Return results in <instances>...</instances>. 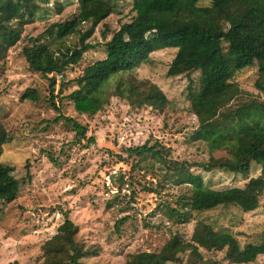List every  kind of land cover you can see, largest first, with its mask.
<instances>
[{"label":"trees","instance_id":"1","mask_svg":"<svg viewBox=\"0 0 264 264\" xmlns=\"http://www.w3.org/2000/svg\"><path fill=\"white\" fill-rule=\"evenodd\" d=\"M48 1L0 0V62L6 60L9 50L20 42L24 27ZM122 2L130 3L137 15L109 34V40L108 32H104L101 38L105 58L84 68L79 77L67 80V70L79 65L83 56L95 49L88 40L97 25L116 14ZM55 5L57 15H61L63 6ZM77 5V13L27 40L22 51L30 71L49 82L50 107L59 114L51 123L63 121L71 127L76 144L85 140L90 145L95 139L87 137L88 127L62 115L61 108L66 103L73 106L77 115L89 119L100 116L116 99H125L136 109L164 112L169 104L165 95L155 84L139 82L137 72L155 53L173 50L175 55L167 77L187 80L190 95L188 108L183 109L180 117H195L198 129L193 139L206 146L210 157L206 162L178 163L171 160L169 148L156 143L127 148L122 151L126 158L119 155L118 160L135 161L131 164L133 170L154 161L175 183L189 185L190 194L175 202L179 208L167 207L170 221L177 225L188 224L193 213H206L218 207H235L244 214L256 211L264 196V0H77ZM84 25L88 27L83 30ZM71 36L77 37L78 42L66 46ZM51 39L58 48L44 44ZM252 67L256 68L254 89L259 95L229 111L230 104L238 102L244 93L232 83L234 73ZM55 76L61 80L58 104L53 96ZM70 86L76 89L63 96ZM38 99L29 90L22 98L31 102ZM221 113L225 114L219 119ZM220 150L225 156L215 158L212 154ZM48 157L57 164L52 154ZM252 164L260 168L257 177H250L242 188L224 191L205 188L202 177L189 170L196 167L209 173L220 169L247 177ZM3 171L0 165V205L5 206L17 199L25 181L16 180L13 169ZM147 191L158 193L151 188ZM126 220L115 223L117 232ZM78 232V226L64 214L57 233L42 247L43 264H81L84 259L97 257L100 246L87 247L84 242H76ZM201 250L223 253L222 262L209 259L206 263ZM263 256L264 232L259 244L240 248L232 235L217 234L209 225L195 222L188 242L175 234L160 253H142L128 258L125 264H254Z\"/></svg>","mask_w":264,"mask_h":264},{"label":"rangeland","instance_id":"2","mask_svg":"<svg viewBox=\"0 0 264 264\" xmlns=\"http://www.w3.org/2000/svg\"><path fill=\"white\" fill-rule=\"evenodd\" d=\"M56 3L64 8L61 15L56 13ZM77 12V0H49L24 27L20 42L9 50L6 60L0 62V165L3 173L6 168L13 169L12 176L21 183L25 181L12 204L0 205V264H43L42 247L57 233L64 214L78 226L76 242L101 248L97 257L84 259L81 264H125L128 258L142 253L158 254L175 234L188 242L195 222L209 225L217 234L232 235L240 248L259 244L264 232V196L258 209L250 214L235 207H218L206 213H193L192 221L177 225L170 221L167 207L179 208L175 202L190 194L189 185L175 183L154 161L133 170L131 164L135 161L118 160L119 155L126 158L122 151L127 148L156 143L169 148L171 160L178 163L190 165L209 159L206 146L193 139L198 129L195 117H180L190 101L188 81L167 77L175 51L155 53L137 72L139 82L155 84L165 95L169 104L164 112L136 109L125 99H116L100 116L89 119L77 115L71 104L64 103L62 115L88 127L87 137L95 139L90 145L85 140L76 144L71 127L63 121L51 123L59 114L50 107L49 82L30 71L22 51L27 40L37 38L49 25ZM136 15L130 3L122 2L116 14L97 25L88 40L95 49L89 50L79 65L67 70V80L79 77L84 68L103 60L106 49L102 34L117 31ZM87 27L84 25L83 30ZM53 42L45 40L44 44L58 48ZM77 42L78 38L71 36L65 45ZM55 77L53 96L58 104L61 80ZM256 80L255 67L234 73L232 83L244 93L238 102L230 104L229 111L259 95L254 89ZM75 89L67 87L63 96ZM28 90L36 93V102L22 100ZM224 114L218 118L222 119ZM49 154L57 164L50 161ZM212 155L218 158L225 153L220 150ZM189 170L202 177L205 188L214 191L242 188L250 177L260 174L255 164L247 177L220 169L209 173L196 167ZM149 188L158 193L148 192ZM122 218L127 220L117 232L115 223ZM201 254L205 261L223 259V253L201 250ZM254 264H264V256Z\"/></svg>","mask_w":264,"mask_h":264}]
</instances>
